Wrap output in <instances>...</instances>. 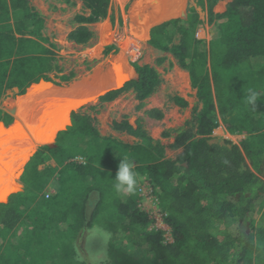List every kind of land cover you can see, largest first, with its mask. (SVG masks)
<instances>
[{
  "label": "trees",
  "instance_id": "1",
  "mask_svg": "<svg viewBox=\"0 0 264 264\" xmlns=\"http://www.w3.org/2000/svg\"><path fill=\"white\" fill-rule=\"evenodd\" d=\"M76 1L87 13L73 17L67 40L86 46L93 38L89 25L106 18L110 0ZM218 1L204 0L208 23L218 30L207 50L196 38L201 20L193 10L149 31L147 44L169 54L188 74L201 105L183 127L162 133L173 139L168 147L180 152L165 159V146L153 140L140 121L135 127L125 119L111 123L113 131L138 140L129 145L101 136L95 119L80 110L72 112L70 125L57 134L55 143L39 147L26 164L20 177L23 191L0 204V264H86L78 259L74 241L86 225L96 223L113 233L107 259L98 264H264V0H231L222 13H214ZM7 5L0 0V99L7 90L23 94L40 81H71L74 74H62L56 46L41 37L44 19L30 0H9L10 12ZM10 19L12 24L4 25ZM114 52L111 45L103 54ZM166 61L161 57L156 65ZM134 69L136 79L101 96L95 107L131 92L137 109H142L162 79L152 66ZM252 93L256 100L249 104ZM169 101L187 107L178 96ZM144 115L154 121L163 118L155 108ZM218 120L229 134L245 138L237 145L227 140L211 143ZM0 122L9 126L12 118L0 110ZM62 136L74 138V145L58 144ZM123 155L134 161L140 182L149 186L157 208L166 215L170 241L163 230L150 229L151 219L139 205V185L133 194L113 189L111 179ZM50 159L58 172L52 192L45 194L56 168L37 167ZM246 159L261 177L248 168Z\"/></svg>",
  "mask_w": 264,
  "mask_h": 264
},
{
  "label": "rangeland",
  "instance_id": "2",
  "mask_svg": "<svg viewBox=\"0 0 264 264\" xmlns=\"http://www.w3.org/2000/svg\"><path fill=\"white\" fill-rule=\"evenodd\" d=\"M230 1L231 0H219L214 6L213 12L222 13ZM136 2L137 0H110L106 18L98 23L89 25V29L93 33L92 40L86 46H76L68 42L67 35L71 29L74 28L73 23H71L73 17L76 14L87 13L83 10L81 3L75 0H68V2H66V0H31L32 6L42 15L44 19V28L42 30L43 37L48 38L49 41L56 46V54L60 61L59 64L63 67L64 73L62 74L67 75L70 72L74 74L73 79L67 83H60L59 80L56 79L55 82L58 84L56 86H60L61 84L67 85L69 83L79 81L83 83L85 79L93 78L94 80L96 78L95 75L98 73L107 74L113 67L114 59L118 56H123L125 58L123 61L131 71V74L127 78L129 81L134 80L137 77L134 65H149L156 69V71L160 74L162 83L156 93L144 101L142 109H137L138 101L135 100L133 93L128 92L110 103L103 104L100 108L95 107L96 105H87L80 109V112L95 119L96 128L101 136H111L129 145L135 144L138 140L125 134L112 131L111 123L113 121H121L122 119H125L129 125L135 127L136 122L140 121L147 134L153 140L159 141L163 146H165V159H172L180 152V150L170 149L168 146L173 142V139L171 137L169 139L163 138L162 133L166 130L183 127L185 122L190 121L193 118L195 111H198L201 105L197 102L195 90L190 86L188 74L185 71L180 70L175 65V61L169 54H164L152 49L147 44L149 40V32L145 40H138L135 37L138 42L141 41L137 50H133L132 44L128 45V47L125 46V43H130V41H132L131 39H135L130 31V11ZM202 3L203 5H201ZM204 4V0H185L183 15L176 18H183L191 10L198 14L199 19L201 20V25L196 31V38L205 42L204 47L207 50L208 42L217 36L218 30L214 23H208L206 7ZM140 5L137 6L138 10L142 9V4ZM111 45H114L115 52L107 57L104 56V49ZM161 57H166L167 61L163 65H156V60ZM169 62L173 65L171 68L168 67ZM207 68H209V63ZM28 88L29 87H27L24 92ZM21 95L22 94H20L17 89H11L6 91L0 100V110L8 114L12 120L15 117H13L14 111L17 109L16 100L21 98L19 97ZM172 96H178L184 99L187 103V107L180 109L173 105L169 101V98ZM93 106L95 109H92ZM154 108L163 112L162 120L154 121L148 119L144 115L146 110ZM65 119L66 120L62 126L68 124L67 113ZM218 122V127L211 135V143L222 144L224 140H227L237 145L239 140L245 137L243 135L228 134L223 124L219 120ZM16 123L17 124L14 126L15 128L19 126L21 129L23 128V130L26 131L18 119ZM1 131L2 130H0V136L3 138H0V140L3 142V149L6 151H12V145L8 148L5 147V144L11 142L14 131L11 129L3 130L2 132L4 134L1 133ZM56 131L52 136L51 143H49L51 145L55 143L54 136ZM21 134L22 131L20 130V135ZM74 141V138H70V136H62L57 142L58 144L63 142L64 145L69 142V144L74 145ZM35 146L37 145H30L26 150L29 152V150ZM28 152H26L20 160V163L22 161L20 166H22L27 159ZM75 159L82 161V159L78 157ZM245 161L248 168L253 173H256L257 176L261 177V175L251 167L249 160L246 159ZM46 167L56 168V164L52 159H50L43 162V164L38 165L37 169L43 170ZM57 172L58 168H56L53 175L47 179V183L44 188L45 194L51 193L53 185L56 183ZM10 176L11 175H8V178ZM10 183L13 186V182ZM141 184L142 182L139 183L140 186L138 188L145 186V183ZM141 194H143L142 191ZM149 202L150 201L143 198L139 202V205L145 212H148L150 216L155 219L157 216H154V213H152L153 211H151V206L153 205ZM158 227H161V230L164 231L165 239L170 241L171 239L168 233L169 229L166 227L164 221H155L150 224L151 229H160ZM85 232L86 230H82V232L77 236V239L74 241V244H76L75 246L77 251V246L79 245V255L86 254L84 256V262L86 263L88 258L91 257L93 253L91 252L89 244L86 240ZM106 259L107 250L99 257L98 263L103 262Z\"/></svg>",
  "mask_w": 264,
  "mask_h": 264
},
{
  "label": "bare ground",
  "instance_id": "3",
  "mask_svg": "<svg viewBox=\"0 0 264 264\" xmlns=\"http://www.w3.org/2000/svg\"><path fill=\"white\" fill-rule=\"evenodd\" d=\"M184 3L185 0H137L130 11L132 36L138 40H145L152 26L183 15ZM140 4H142V9L138 10L137 6ZM136 38L131 39L130 43H125V46L128 47L132 44L133 50H137L141 41L138 42ZM122 57L118 56L114 59L113 67L107 74L98 73L95 75L94 80L93 78L85 79L83 83L81 81L69 83L62 89L60 94L58 93L59 89L56 91L51 89L48 96L47 90L51 88L50 84L44 86H42L43 84H33L29 88L31 89L35 85L34 89L30 90L28 88L25 94L19 96L21 98L18 97L19 99L16 100L17 109L14 111L13 116L21 122L26 131L19 126L14 128L11 142L5 144V147L8 148L12 145V151L4 150L3 142L0 140V201L4 202L8 194L18 189L14 178L19 174L22 163V161L20 163V160L28 152L26 149L30 145L51 143L54 132L62 129V124L66 120V113L68 117L70 110L76 109L92 97L104 93L106 90L98 91V87L104 84L105 81L117 77L119 84L129 77L131 71L123 61L125 58ZM37 87L41 88L37 89ZM118 87L119 85L115 88ZM16 124L15 122L9 128L0 127V130H9ZM20 130L22 131L21 135ZM0 138L3 137L0 136ZM16 170L17 172L14 174ZM8 175L11 176L8 178ZM12 177L13 186L10 183Z\"/></svg>",
  "mask_w": 264,
  "mask_h": 264
},
{
  "label": "clouds",
  "instance_id": "4",
  "mask_svg": "<svg viewBox=\"0 0 264 264\" xmlns=\"http://www.w3.org/2000/svg\"><path fill=\"white\" fill-rule=\"evenodd\" d=\"M255 100H256V94L252 93L248 97L247 102L249 104H254ZM118 159H119L118 170L115 174V178L111 179L113 181V185H112L113 189L118 194L120 193L133 194L135 193L139 185L141 177L139 173L135 170L134 161L128 155H123L121 158ZM148 215L149 218L151 219V224L155 222L154 218H152L149 213ZM85 228H86V232H85L86 240L89 244L91 252L93 253V255L88 258L86 264H98L99 257L106 252L112 240L113 233L102 223H96L91 226L86 225ZM77 248L79 251V245L77 246ZM85 255L86 254H81L80 256H78V259H80L83 262Z\"/></svg>",
  "mask_w": 264,
  "mask_h": 264
},
{
  "label": "water",
  "instance_id": "5",
  "mask_svg": "<svg viewBox=\"0 0 264 264\" xmlns=\"http://www.w3.org/2000/svg\"><path fill=\"white\" fill-rule=\"evenodd\" d=\"M184 17H185V16H184ZM184 17H183V18H184ZM161 23H162V22H161ZM159 24H160V23H159ZM157 25H158V24H157ZM157 25H154V26H157ZM154 26H152L151 28H153ZM149 31H150V30H149ZM149 31H148V32H149ZM135 74H136V73H135ZM136 76H137V75H136ZM127 81H129V79L123 80L122 82H120V83L118 84V82H117V77H114L113 80L111 79V80L105 81L104 84H101V86L98 87V91H104V90H106V91H104V93H102V94H100V95H98V96H96V97H94V98L92 97L88 102H86L85 104L81 105L80 107H78V108H76V109H73V110H70L69 113H68V124L63 125L62 129L58 130V131L55 133V137H54V139L56 138V136H57V134H58L59 132L64 131V130L70 125V114H71L72 112L78 111V110L82 109L83 107H85V106H87V105H88V106H89V105H96V104L98 103L99 98H100L101 96H103V95L106 94L107 92H110V91H113V90H116V89L121 88V87L124 85V83H126ZM37 84H43L42 86H44V85H46V84H50L51 88H50L49 90H47V94H48V96L50 95V90H51V89H54L55 91H56L57 89H59V92H58V93L60 94V93H62V89L66 86V85H63V84H61L60 86H56V85H54V84H52V83H47V82H43V81H40V82H38ZM31 85H33V84H31ZM31 85H30V86H31ZM117 85H119V87H118V88H115ZM30 86H29V87H30ZM26 91H27V90H26ZM26 91H25V92H26ZM53 92H54V91H53ZM45 96H46V95H45ZM93 96H94V95H93ZM47 98H48V97H47ZM13 117H14V116H13ZM16 121H17V118L14 117L13 120H12V123H11L9 126H5L3 122H0V127H3V128H9V127H11L12 125H14ZM41 146H52V145L46 143V144L37 145V146H35V147L32 148V150H31V152L29 153L27 159L25 160V162H24L23 165L21 166V168H20V170H19V174L14 178V182L18 185V189H17L15 192H12V193L8 194V195L5 197V201H4V202L0 201V204H1V203H6V202L8 201V198H9L12 194L20 193V192L23 191V185H22V183L20 182V177L22 176V174H23V172H24V168H25L26 164L28 163V161L30 160V158L36 153L37 148H38V147H41Z\"/></svg>",
  "mask_w": 264,
  "mask_h": 264
},
{
  "label": "built area",
  "instance_id": "6",
  "mask_svg": "<svg viewBox=\"0 0 264 264\" xmlns=\"http://www.w3.org/2000/svg\"><path fill=\"white\" fill-rule=\"evenodd\" d=\"M143 183H145V182H143ZM139 189H140V191L143 192V194H142L143 195V198L146 199L147 201H150L149 203L153 205V206H151L152 211H153L152 213H154V216H157V217H155L154 220L156 222H158V221H161L162 222L164 220V217L166 215L165 214H162V212L157 208V202H156V200H155V198H154V196H153V194L151 192L152 190L149 188V186L146 183H145V186L144 187H142V188L140 187ZM158 228L161 229V227H158Z\"/></svg>",
  "mask_w": 264,
  "mask_h": 264
},
{
  "label": "crops",
  "instance_id": "7",
  "mask_svg": "<svg viewBox=\"0 0 264 264\" xmlns=\"http://www.w3.org/2000/svg\"><path fill=\"white\" fill-rule=\"evenodd\" d=\"M75 1H76V0H75ZM6 2H8V5H7V6H8V11L10 12V10H9V9H10V8H9V0H6ZM4 3H5V2H4ZM30 5L32 6V4H31V0H30ZM11 14H12V13L9 14L10 17H11ZM41 16H42V15H41ZM185 16H186V15H185ZM1 24H2V23H1ZM11 24H12V19H10V20L4 22V25H6V26H8V27H9ZM42 30H43V29H42ZM41 32H42V31H41ZM15 37H18V36L16 35ZM41 37H43L42 33H41ZM43 38H45V37H43ZM47 39H48V38H47ZM48 40H49V39H48ZM49 43H51V42L49 41ZM43 44H44V46H47L46 43H43ZM33 84H37V83H33ZM29 86H30V85H29ZM29 86H28V87H29ZM26 88H27V87H26ZM26 88H25V89H26ZM25 89H24V90H25ZM7 91H8V90H7ZM5 93H6V92H5ZM25 93H26V92H24L23 94H25ZM23 94H22V95H23ZM2 97H3V96H2ZM1 99H2V98H1ZM1 99H0V100H1ZM149 110H150V109H149ZM4 113H5V112H4ZM162 113H163V112H162ZM148 119H149V118H148ZM111 130H112V129H111ZM97 131H98V130H97ZM112 131H113V130H112ZM114 132H116V131H114ZM1 133H3V132L1 131ZM98 133H99V132H98ZM116 133H118V132H116ZM3 134H4V133H3ZM121 134H124V133H121ZM228 134H229V133H228ZM125 135H126V134H125ZM127 136H128V135H127ZM243 136H244V135H243ZM129 137H130V136H129ZM132 138H133V137H132ZM244 138H245V137H244ZM244 138H243V139H244ZM55 139H56V138H55ZM239 141H240V140H239ZM121 142H122V141H121ZM123 143H124V142H123ZM232 144H233V143H232ZM27 155H28V153H27ZM20 167H21V166H20ZM18 169H19V168H18ZM18 169H17V170H18ZM17 170H16V171H17ZM16 171H15V172H16ZM15 172H14V173H15ZM139 183H140V182H139ZM51 192H52V190H51Z\"/></svg>",
  "mask_w": 264,
  "mask_h": 264
},
{
  "label": "flooded vegetation",
  "instance_id": "8",
  "mask_svg": "<svg viewBox=\"0 0 264 264\" xmlns=\"http://www.w3.org/2000/svg\"><path fill=\"white\" fill-rule=\"evenodd\" d=\"M14 128H15V127L13 126L11 130L14 131Z\"/></svg>",
  "mask_w": 264,
  "mask_h": 264
}]
</instances>
